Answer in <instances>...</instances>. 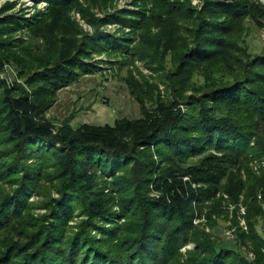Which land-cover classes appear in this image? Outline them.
<instances>
[{
	"label": "trees",
	"instance_id": "16d2710c",
	"mask_svg": "<svg viewBox=\"0 0 264 264\" xmlns=\"http://www.w3.org/2000/svg\"><path fill=\"white\" fill-rule=\"evenodd\" d=\"M46 1L44 16L8 14L14 3L0 8V69L15 66L24 82L0 81V264H167L192 227L209 241L200 242L205 254L196 264H264L254 229L264 218L255 195L264 175L246 186L249 231L236 237L254 243L256 261L193 226L202 197L219 204L221 191L237 202L239 167L228 171L222 161L264 158V51L241 63L233 56L245 17L264 28V2L202 0L197 9L192 0H166L148 14L146 7L103 18L82 13L96 30L76 37L82 32L69 12H83L81 0ZM104 22L157 31L148 48L131 46L130 38L99 31ZM160 51L180 60L175 97L151 98L142 116L112 125L73 129L47 117L61 88L98 69L92 55L131 52L147 60Z\"/></svg>",
	"mask_w": 264,
	"mask_h": 264
},
{
	"label": "rangeland",
	"instance_id": "374dc122",
	"mask_svg": "<svg viewBox=\"0 0 264 264\" xmlns=\"http://www.w3.org/2000/svg\"><path fill=\"white\" fill-rule=\"evenodd\" d=\"M166 0H81V8L78 10L72 8L69 15L79 26L82 34L77 33L76 37L84 35H92L96 30V26L89 22L83 14L91 18H103L106 14L127 12L141 7H146L148 14L150 9L155 8L156 3H163ZM202 0H192L191 4L200 9ZM264 2V0H259ZM8 3H14L13 8L8 9L7 13H16L19 17L30 18L33 15L44 16L49 13V2L46 0H0V8H4ZM164 5V4H162ZM89 12H86V11ZM128 13H132L131 11ZM97 29L105 34H111L117 37L130 38V44L137 43L148 48L149 38L157 31L151 28L144 31L136 30L130 25L120 22H104L97 24ZM242 32L239 38V48H233V56L240 58L239 62H247L252 60L255 54L264 51V28H259L253 21L245 17L242 22ZM144 33V35H142ZM9 36H2L5 40ZM14 37L22 38L23 41L29 39L26 34L17 33ZM90 60L98 65V69L94 73L81 74L79 80L61 88L57 92L56 101L47 111V117L54 120L57 126L69 125L75 129L82 123L104 125L114 124L117 118H137L142 116L143 109H151L152 99L167 100L175 97L177 94L176 84H172L174 70L180 65V60L174 61L172 54L164 55L160 51L153 55V58L145 59L142 55H134L133 53L119 52L116 55L109 56L107 54H94ZM242 60V61H241ZM227 66L238 61L225 60ZM231 63V64H230ZM178 65V66H177ZM203 76L199 75L197 82H201ZM0 81L5 82L8 87L13 84L22 83L23 80L18 76L15 66L4 63L0 69ZM183 109L184 105H180ZM214 154L217 151L209 149L205 153ZM192 157L194 160L199 159L203 154ZM250 156V155H249ZM223 167L228 171H237L236 184L238 187L237 202H233L227 193L217 192L216 199L222 195L224 200H220L219 204H215L212 200H205L202 203L201 214L196 217L193 226L202 228L206 233H211L221 245L235 249L251 262L257 259V249L251 240L239 243L237 237L238 232L248 233L249 224L247 221V198L246 186L252 181H256L257 177L264 175V158L255 157L245 164L238 161L227 163L222 161ZM227 175L220 181V185L227 182ZM264 177V176H263ZM107 177V184L111 186V180ZM255 183V184H256ZM259 185V183H258ZM257 185L255 195L257 196V204L264 206V178L262 185ZM221 190V189H220ZM105 192L111 193L110 189ZM114 194H116L114 192ZM57 195V194H55ZM154 195V194H153ZM222 197V198H223ZM118 204L115 203L113 210L118 212ZM212 214L216 223L210 225L207 214ZM120 213L116 215L115 221L121 222ZM213 221V220H212ZM211 221V223H212ZM193 228V227H192ZM188 230L185 243H180L178 247V257L170 258L167 264H196L197 257L205 254L204 245L200 242H208L202 237L194 236V229ZM254 229L256 236L260 242L264 243V218L258 216ZM209 240V237H208ZM199 243L201 245H199ZM259 250L264 256V245ZM175 259V260H171ZM171 260V261H170Z\"/></svg>",
	"mask_w": 264,
	"mask_h": 264
}]
</instances>
